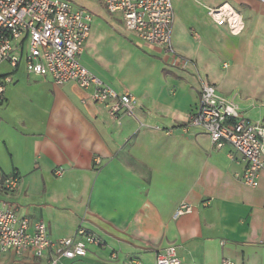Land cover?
<instances>
[{
  "label": "crops",
  "instance_id": "0c3cea01",
  "mask_svg": "<svg viewBox=\"0 0 264 264\" xmlns=\"http://www.w3.org/2000/svg\"><path fill=\"white\" fill-rule=\"evenodd\" d=\"M186 1L171 0L175 55L109 21L111 35L90 29L85 39L80 62L103 84L132 94L134 115L112 117L90 99L93 86L57 85L20 66L12 67L10 81L2 78L0 182L9 175L18 182L0 188V201L43 220L53 240L79 224L99 235L104 245L89 244L77 264H155L168 245L178 264H264V169L255 187L245 185L242 155L187 126L199 102V76L223 95L216 85L222 61H250L256 55L248 52L264 45V3L193 0L201 13L191 16ZM222 2L241 15V34L206 14V6ZM238 106L245 118L264 122V108ZM181 201L192 210L175 216ZM0 264L42 262L6 251Z\"/></svg>",
  "mask_w": 264,
  "mask_h": 264
},
{
  "label": "built area",
  "instance_id": "2783aa9c",
  "mask_svg": "<svg viewBox=\"0 0 264 264\" xmlns=\"http://www.w3.org/2000/svg\"><path fill=\"white\" fill-rule=\"evenodd\" d=\"M101 1L107 12L121 14L127 31L146 43L176 54L171 46V0ZM259 1L264 3V0ZM205 11L216 25L225 26L232 35L244 28L241 15L228 2L206 6ZM91 20L86 8L70 0H0V62L6 61L15 68L24 59L27 73L49 75L57 85L74 82L81 88L93 86L90 99L104 104L112 117L118 118L123 113L134 115L135 97L103 84L79 60ZM179 63L181 67L186 66L184 59ZM4 80L11 79L5 75ZM199 81V102L189 114L187 126L207 133L216 148L229 144L239 152L246 161L239 178L245 185L255 187L264 169V122L245 118L232 98L220 94L214 84L200 76ZM2 89L0 83V93ZM17 182L16 176H5L0 188L11 190ZM191 210L190 203L181 201L174 215ZM92 243L102 246L105 242L81 224L71 235L53 240L43 220L19 216L12 207L0 201V252L13 251L17 255L29 252L42 264H77L76 259L83 257ZM178 263L174 245L157 251L155 264ZM221 264L233 263L223 259Z\"/></svg>",
  "mask_w": 264,
  "mask_h": 264
},
{
  "label": "rangeland",
  "instance_id": "374dc122",
  "mask_svg": "<svg viewBox=\"0 0 264 264\" xmlns=\"http://www.w3.org/2000/svg\"><path fill=\"white\" fill-rule=\"evenodd\" d=\"M199 1L201 2L202 0ZM71 2L73 4H83V6L88 8L92 18L90 29H95V31H98L99 33L105 30L106 35H111L113 31H110L107 27V21L119 28H121V26L124 27L121 14L119 12H107L100 0H71ZM186 10L191 16H198L201 13V6L198 5L196 1L187 0ZM259 36L264 39V28L261 30L258 37ZM106 47L107 46L102 47L100 49L101 52L105 51V53H107ZM251 51H249L248 54L251 56L256 55V57L252 58L250 61H222L223 68L218 67L216 69V75L218 78L216 85L219 86L220 91L227 98H232L234 102L240 106L246 104V108H250L249 110L254 109V112L256 113L259 108H264V105L261 103L264 102V45L257 53L254 49H251ZM220 62L221 60L219 61V64ZM19 66L25 68L24 59L21 60ZM11 71L12 66H10L8 62H0V75L7 74V76H10L12 75L10 73Z\"/></svg>",
  "mask_w": 264,
  "mask_h": 264
},
{
  "label": "trees",
  "instance_id": "16d2710c",
  "mask_svg": "<svg viewBox=\"0 0 264 264\" xmlns=\"http://www.w3.org/2000/svg\"><path fill=\"white\" fill-rule=\"evenodd\" d=\"M5 76V74L0 75V83H3L2 78Z\"/></svg>",
  "mask_w": 264,
  "mask_h": 264
}]
</instances>
